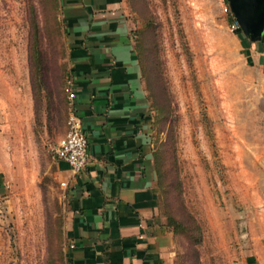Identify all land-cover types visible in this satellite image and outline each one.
<instances>
[{
    "label": "rangeland",
    "instance_id": "rangeland-1",
    "mask_svg": "<svg viewBox=\"0 0 264 264\" xmlns=\"http://www.w3.org/2000/svg\"><path fill=\"white\" fill-rule=\"evenodd\" d=\"M65 0H0V264H68ZM174 264H264V67L228 0H123Z\"/></svg>",
    "mask_w": 264,
    "mask_h": 264
},
{
    "label": "crops",
    "instance_id": "crops-1",
    "mask_svg": "<svg viewBox=\"0 0 264 264\" xmlns=\"http://www.w3.org/2000/svg\"><path fill=\"white\" fill-rule=\"evenodd\" d=\"M75 106L91 162L73 175L59 160L68 264H174V233L160 214L150 101L123 0H65ZM264 67V33L251 40Z\"/></svg>",
    "mask_w": 264,
    "mask_h": 264
},
{
    "label": "built area",
    "instance_id": "built-area-1",
    "mask_svg": "<svg viewBox=\"0 0 264 264\" xmlns=\"http://www.w3.org/2000/svg\"><path fill=\"white\" fill-rule=\"evenodd\" d=\"M66 90L70 102L68 132L55 148V157L65 161L73 175H80L87 170L91 162L90 141L83 127V119L76 110L77 94L71 78L67 81Z\"/></svg>",
    "mask_w": 264,
    "mask_h": 264
},
{
    "label": "water",
    "instance_id": "water-1",
    "mask_svg": "<svg viewBox=\"0 0 264 264\" xmlns=\"http://www.w3.org/2000/svg\"><path fill=\"white\" fill-rule=\"evenodd\" d=\"M237 22L246 35L255 41L264 33V0H228Z\"/></svg>",
    "mask_w": 264,
    "mask_h": 264
},
{
    "label": "flooded vegetation",
    "instance_id": "flooded-vegetation-1",
    "mask_svg": "<svg viewBox=\"0 0 264 264\" xmlns=\"http://www.w3.org/2000/svg\"><path fill=\"white\" fill-rule=\"evenodd\" d=\"M229 2V1H228ZM229 5H230V7H231V9H232V11H233V13H234V10H233V7L231 6V4H230V2H229ZM235 14V13H234ZM241 30H242V28H241ZM249 39H250V36L249 35H246Z\"/></svg>",
    "mask_w": 264,
    "mask_h": 264
},
{
    "label": "trees",
    "instance_id": "trees-1",
    "mask_svg": "<svg viewBox=\"0 0 264 264\" xmlns=\"http://www.w3.org/2000/svg\"><path fill=\"white\" fill-rule=\"evenodd\" d=\"M67 98H68V94H67ZM68 103H69V107H70V102H69V99H68Z\"/></svg>",
    "mask_w": 264,
    "mask_h": 264
}]
</instances>
